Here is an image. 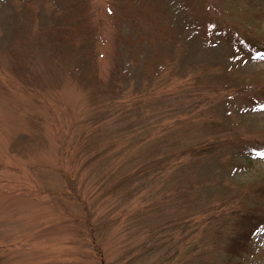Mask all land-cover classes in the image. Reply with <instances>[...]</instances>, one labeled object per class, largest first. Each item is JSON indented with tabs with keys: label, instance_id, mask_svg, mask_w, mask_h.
<instances>
[{
	"label": "rangeland",
	"instance_id": "obj_1",
	"mask_svg": "<svg viewBox=\"0 0 264 264\" xmlns=\"http://www.w3.org/2000/svg\"><path fill=\"white\" fill-rule=\"evenodd\" d=\"M263 30L264 0H0V264H225L264 194Z\"/></svg>",
	"mask_w": 264,
	"mask_h": 264
},
{
	"label": "trees",
	"instance_id": "obj_2",
	"mask_svg": "<svg viewBox=\"0 0 264 264\" xmlns=\"http://www.w3.org/2000/svg\"><path fill=\"white\" fill-rule=\"evenodd\" d=\"M124 17L127 16L125 15ZM133 25L139 32H141V27L139 28L140 24H133ZM202 27L203 24H201V28ZM88 34H90V31ZM263 34H264V30H263ZM236 50L245 51L249 53H259L260 55H264V44L254 42L251 40V38L245 39V41H241L237 43ZM215 142L217 141H211L210 144H213ZM209 151H211V149ZM263 208H264V194L261 200L254 201V208L250 210L251 214L246 216V221L243 222L244 223L243 225L246 226V228L242 229L241 232L239 233H233L227 237L229 240L228 246L227 248H225L224 251H222L221 254L224 256L223 259L226 260L225 264H234L235 263L234 261L239 260L240 257H244L247 253L251 252L254 233L258 228L264 225ZM208 225L213 226V221L211 220L208 221ZM199 262H200L199 264H212L210 261H207L202 257L200 258Z\"/></svg>",
	"mask_w": 264,
	"mask_h": 264
},
{
	"label": "snow or ice",
	"instance_id": "obj_3",
	"mask_svg": "<svg viewBox=\"0 0 264 264\" xmlns=\"http://www.w3.org/2000/svg\"><path fill=\"white\" fill-rule=\"evenodd\" d=\"M262 155H264V154H262Z\"/></svg>",
	"mask_w": 264,
	"mask_h": 264
}]
</instances>
